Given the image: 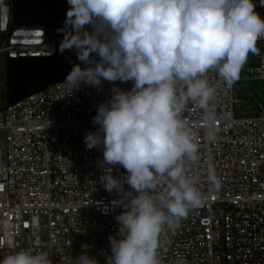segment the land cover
Returning a JSON list of instances; mask_svg holds the SVG:
<instances>
[{
  "label": "built area",
  "instance_id": "built-area-1",
  "mask_svg": "<svg viewBox=\"0 0 264 264\" xmlns=\"http://www.w3.org/2000/svg\"><path fill=\"white\" fill-rule=\"evenodd\" d=\"M14 4L0 0V88L5 90L8 59L61 56L63 39L58 28L14 26ZM257 8H264L258 0ZM257 47L260 55H249L231 87L215 72L206 77L216 89L214 142L205 137L204 113L196 103L189 102L182 114L198 135L201 160L192 171L208 198L175 232L162 234L161 264H264V40ZM64 80L0 108V260L39 238L52 264H70L84 244L105 264L109 237L119 239L116 216L124 211L123 197L107 191L100 178L124 179L127 172L107 165L102 149H87L84 138L99 128L93 124L97 105L111 98L113 87L130 90L132 82L70 92ZM249 84L260 91L243 96L235 89ZM208 164L221 181L218 191H209Z\"/></svg>",
  "mask_w": 264,
  "mask_h": 264
},
{
  "label": "clouds",
  "instance_id": "clouds-1",
  "mask_svg": "<svg viewBox=\"0 0 264 264\" xmlns=\"http://www.w3.org/2000/svg\"><path fill=\"white\" fill-rule=\"evenodd\" d=\"M256 8L257 0H67L59 51L79 62L65 77L67 89L132 82L130 90L113 87L97 105L99 128L84 138L87 149H102L107 165L127 172L124 179L100 178L124 203L116 216L119 239L109 237L105 264H161L162 234L175 232L206 202L192 171L201 160L198 135L182 114L196 103L206 139L216 140V89L206 77L215 72L231 87L249 55H260L264 18ZM207 183L209 191L221 187L211 164ZM90 247L82 245L70 264H100ZM50 255L37 238L34 246L8 250L0 264H52Z\"/></svg>",
  "mask_w": 264,
  "mask_h": 264
},
{
  "label": "water",
  "instance_id": "water-1",
  "mask_svg": "<svg viewBox=\"0 0 264 264\" xmlns=\"http://www.w3.org/2000/svg\"><path fill=\"white\" fill-rule=\"evenodd\" d=\"M67 11V0H15L14 26L59 28ZM264 18V8H256ZM70 66L63 56L8 59L6 61L7 102L12 105L65 79Z\"/></svg>",
  "mask_w": 264,
  "mask_h": 264
},
{
  "label": "rangeland",
  "instance_id": "rangeland-1",
  "mask_svg": "<svg viewBox=\"0 0 264 264\" xmlns=\"http://www.w3.org/2000/svg\"><path fill=\"white\" fill-rule=\"evenodd\" d=\"M61 56H63L66 61L68 62L70 68L72 67L73 63H79L75 56L73 55V53L71 52H65L63 55L61 54ZM4 60H1V63L3 65ZM235 89H238L239 91H241L243 96H247L248 95V91H253V90H257L260 91V87L256 86L255 84H249L246 87L243 88H237V85H235ZM7 92V91H6ZM7 104V95H4V92L2 93V88H0V108H2L3 106H5Z\"/></svg>",
  "mask_w": 264,
  "mask_h": 264
},
{
  "label": "trees",
  "instance_id": "trees-1",
  "mask_svg": "<svg viewBox=\"0 0 264 264\" xmlns=\"http://www.w3.org/2000/svg\"><path fill=\"white\" fill-rule=\"evenodd\" d=\"M4 92V95H6V90L2 88V93Z\"/></svg>",
  "mask_w": 264,
  "mask_h": 264
}]
</instances>
